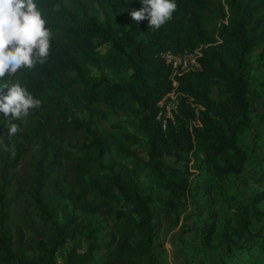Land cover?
<instances>
[{"label": "trees", "instance_id": "16d2710c", "mask_svg": "<svg viewBox=\"0 0 264 264\" xmlns=\"http://www.w3.org/2000/svg\"><path fill=\"white\" fill-rule=\"evenodd\" d=\"M98 1L102 18L84 9L70 12L63 0H36L53 33L49 57L6 77L41 103L11 121L19 128L15 134H8L10 118L0 113V264H155L159 228L177 225L173 213L185 206L180 197L188 189L176 168L164 170L162 157L187 167L203 153L217 178L243 170L237 131L249 123L247 55L264 40V0H224L229 20L216 34L204 22L209 0H176L171 20L158 30L147 19L132 20L140 0ZM197 48L199 67L179 74L158 57ZM214 86L218 98L211 95ZM172 89L176 111L162 126L157 102ZM124 100L135 105L144 158L134 147L136 134L105 125ZM142 172L157 177L165 193H149L138 180ZM262 199L264 191L252 202ZM16 207L27 224L11 220ZM85 214L100 217L87 222ZM23 227L33 230L31 238ZM213 229L210 222L202 230V245ZM77 237L86 240L83 249Z\"/></svg>", "mask_w": 264, "mask_h": 264}, {"label": "rangeland", "instance_id": "374dc122", "mask_svg": "<svg viewBox=\"0 0 264 264\" xmlns=\"http://www.w3.org/2000/svg\"><path fill=\"white\" fill-rule=\"evenodd\" d=\"M245 1V0H244ZM250 4H262L263 0H249ZM64 7L70 11L87 10L99 18L104 16L102 4L98 0H63ZM264 14V6L262 5ZM229 8L224 0H209L204 11V22L209 33L216 34L219 23H226ZM101 46L100 50L103 51ZM90 75L97 71L91 69ZM247 100L248 127L237 131V143L245 152L243 170L239 175L226 174L217 178L208 163H204L203 153L189 161L187 167L182 162L163 156L164 170L176 168L180 175L187 178L188 189L173 213L178 223L168 226L162 223L153 244L155 264H264V214L256 215L255 211H264V199L254 204L252 197L264 191V40L253 46L247 55ZM7 89L3 93L6 94ZM211 95L218 98V89L213 87ZM80 116H85L80 113ZM117 124L120 130L133 132L138 136L134 143L137 152L144 158L146 142L136 130L135 105L123 101L116 113L108 115L105 125ZM217 158L216 163H221ZM126 162H129L128 160ZM141 185L153 196L165 193L158 186V178L142 172L138 178ZM158 202L152 203L155 209ZM11 220L15 224H27L18 207L14 208ZM99 214H85L87 222L99 218ZM247 221L245 222V218ZM213 222L214 229L210 242L202 245V230ZM245 222V226H243ZM40 230L35 219L33 222ZM26 237L33 236L30 227H23ZM66 243L65 249L70 245ZM79 249L86 243L84 238L75 239ZM30 254V253H29ZM64 248L55 254L57 260L63 258Z\"/></svg>", "mask_w": 264, "mask_h": 264}, {"label": "clouds", "instance_id": "9594fccd", "mask_svg": "<svg viewBox=\"0 0 264 264\" xmlns=\"http://www.w3.org/2000/svg\"><path fill=\"white\" fill-rule=\"evenodd\" d=\"M142 7L132 9L133 21L145 19L152 30H158L171 20L177 9L176 0H140ZM42 11L36 0H0V113L9 122L5 125L8 134L19 128L15 121L27 117L31 109L38 108L36 99L19 82L9 86L6 77L23 68L31 69L47 62L50 54L52 31L46 26Z\"/></svg>", "mask_w": 264, "mask_h": 264}, {"label": "built area", "instance_id": "2783aa9c", "mask_svg": "<svg viewBox=\"0 0 264 264\" xmlns=\"http://www.w3.org/2000/svg\"><path fill=\"white\" fill-rule=\"evenodd\" d=\"M199 56L198 48L193 51H183L174 54L168 50L160 51L158 57L168 65L173 73L179 74L188 70H195L199 67L196 58ZM172 86L175 82L172 81ZM159 111L158 116H162V126L167 119L172 120V115L176 111V92L172 89L165 94L158 102Z\"/></svg>", "mask_w": 264, "mask_h": 264}]
</instances>
